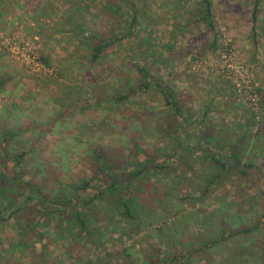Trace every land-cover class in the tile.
<instances>
[{
    "label": "rangeland",
    "instance_id": "1",
    "mask_svg": "<svg viewBox=\"0 0 264 264\" xmlns=\"http://www.w3.org/2000/svg\"><path fill=\"white\" fill-rule=\"evenodd\" d=\"M58 1L0 5V77L12 78L0 94V126L7 120L32 127L35 134L26 133L23 141L32 137L42 148L38 160L25 164L27 178L40 160L47 182L56 185L57 159L70 163L64 175L70 180L90 177L93 149L101 146L123 161L134 143L155 159L173 144L185 156L181 163L167 160L171 168L152 178L144 203H137L141 216L157 215L153 225L134 229L105 206L96 218L108 243L71 247L61 237L71 229L41 225L33 205L0 225V264H119L122 246L136 259L157 249L162 257L193 252L187 264H264V0L257 24L255 0H212L214 29L196 24V10H188L194 0H138L146 12L137 30L94 68L79 60L92 59L93 43L80 44L63 25L78 15L89 23V34L102 39L113 35V18L97 14L96 0H85L82 14L69 16V5ZM43 6L56 11L46 27L36 21L46 16L30 17ZM42 55L51 67L39 62ZM60 65L69 69L66 87L81 84V93L88 91L82 111L60 105L73 101L68 88L56 86ZM136 65L147 66L173 94L181 119L155 85L136 91L144 79ZM130 88L129 101L107 103L108 96L128 95ZM245 229L253 231L232 235Z\"/></svg>",
    "mask_w": 264,
    "mask_h": 264
},
{
    "label": "trees",
    "instance_id": "2",
    "mask_svg": "<svg viewBox=\"0 0 264 264\" xmlns=\"http://www.w3.org/2000/svg\"><path fill=\"white\" fill-rule=\"evenodd\" d=\"M63 1L71 8L69 11H66L67 15L71 11L75 12V15L78 13L82 14L84 10L82 3H85V0H77L78 3L75 0ZM96 2L97 5L95 6H98L96 8L97 14H104L113 18L114 33L112 36L108 37L105 34V37L103 36L102 39H97L99 38L97 34H91V32L89 34V23L78 15L66 18V23L63 25L80 44L85 43L89 46L90 42L93 43L91 48L92 59H79L83 61L84 65L88 64L90 68H94V64H97L96 67L101 64L102 55L108 49L130 39L140 24L139 18L144 17L146 12L145 5L142 8L140 5H137L138 0H96ZM2 3L20 5L22 4V0H0V5ZM260 3L261 0H255V9L253 11L254 24H257V9H259ZM213 7L212 0H194L191 4V9L189 8L188 10H196V16H198L197 25L202 24L207 28L209 27V29H214ZM176 10H179V8ZM128 14L130 19L122 20ZM36 16L40 18L46 16L43 19L36 20L39 21L38 26L44 23V27H46L48 18L56 17V11L54 8H49V6H43L30 17L35 18ZM39 62L44 67H51L52 60L42 55ZM136 69L144 78L136 91L144 93L155 85L160 89L161 93L165 94L167 104L175 107V113L181 119L182 116L177 103L175 101L171 102V98H174L173 94L167 92L159 83L155 82V78L151 75L147 66L136 65ZM68 71L69 69L60 65L57 69V76L60 77H58L56 86L68 88L71 92L72 103H67L65 99L64 102L61 101L60 105L62 109L75 113L82 111L81 108L88 107L84 96L88 91L83 89L86 93L83 90L81 93V84L75 85V87H66L64 75L68 74ZM6 78L0 77V94L7 90V85L12 80L10 76ZM153 82L154 84H152ZM98 89L93 90V93H97ZM134 91L135 89L129 91L128 95L124 96H108L107 103L111 106L122 105L130 100V96ZM259 93L264 94L263 91H259ZM19 125V123L6 120L4 125L0 126V130H3L0 134V225L11 218L19 216V213L26 208L38 205L37 217L39 218V223L41 225L55 223L56 226L64 224L71 229V233L65 237H61L69 242L71 247H77L84 243L93 244V246H102L108 243V239L105 238L106 234H102L98 230L96 218L98 211L107 212L104 208L105 206L110 208L115 216L123 219L129 225L134 224V229L137 230H141L147 224L153 225V223L158 222V220L156 221L157 215L149 214L141 216L138 214L136 206L137 203L139 205L142 202L144 203V194L145 191L147 192V187L153 182L152 178H157L171 168L170 165H166L167 160L175 164L182 162L183 156H185L180 155L183 147L180 146L181 149H179L178 145L173 144L168 149V152H158L160 156L158 159H155L148 155L147 152L141 150L139 144L134 143L133 147L135 149L131 155L126 157L125 161L109 156L103 151V146L96 147L92 152L95 168H93V173L90 177L78 180L71 179L73 180L71 181L70 176H64L71 169L70 163L57 159L55 166L58 171L52 170L56 185L51 187L46 180L47 176L45 172L47 170L43 172L40 169L44 164L43 162H39L40 160L34 161V163L37 162V168H34L35 170L32 169L34 174L27 178L26 174L29 170L26 171L25 164L38 160L41 156V147L39 141L32 139V137L29 138V141H23L24 138H28L25 134L33 129L28 126L19 127ZM38 128L41 131L40 126ZM24 144L29 146L28 149H22L21 145ZM56 147L62 149L59 145ZM192 151V148L187 150L189 153ZM28 158L31 159L28 161ZM42 176L45 181L41 179ZM252 231L253 229H245L232 235L248 234ZM213 244L214 241L206 242L199 249L209 248ZM120 248L119 257L121 262L119 264H187V260L193 255V252L185 254L176 252L177 254L174 256L162 257L161 253L156 249L155 255L145 253L141 259H136L133 253L128 251L127 247L122 246ZM109 257H112V255H109ZM99 262L103 264L106 260L102 259Z\"/></svg>",
    "mask_w": 264,
    "mask_h": 264
}]
</instances>
